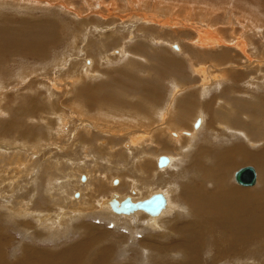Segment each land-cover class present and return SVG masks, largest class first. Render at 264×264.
<instances>
[{
    "label": "rangeland",
    "instance_id": "obj_1",
    "mask_svg": "<svg viewBox=\"0 0 264 264\" xmlns=\"http://www.w3.org/2000/svg\"><path fill=\"white\" fill-rule=\"evenodd\" d=\"M85 1L86 0H0V48L7 47V49H9V53L6 52L0 56V226L5 228V230L9 228L6 235L9 237L11 245L7 253L10 256L8 261H11V263L15 262V256H24L23 252L25 247H32V249H37L40 252L53 253L58 250H64L72 246L71 244L75 245V243L85 242L83 241L85 238L82 237V232L87 229V226L92 225V227L96 228L95 231H92L93 233L99 231L98 227H103L109 234L107 235L108 239L103 235L98 239L95 246L85 248V251L88 252V259L94 260L98 257L100 252H95L97 247L103 248L111 244H119L120 246H113L118 249L124 245L127 247L129 246V249L127 248L125 253L121 254V251L119 252L118 259L115 257L116 251L110 249L109 261L112 264H122L128 259H144L145 257L140 249L141 241L150 235L151 229L146 230L142 234L137 232L134 234L126 228L128 227L126 220L115 221V215L112 217L115 218L114 220L112 218H105V216L102 215L101 217L99 212L101 209H99V199L102 204L103 200L109 199L112 194L134 196L136 199L143 200L151 194H158L161 196L163 193H166L171 197L173 212H176L172 217L176 218L178 216L177 212H181V208H183L182 215L187 212L185 211L187 202L182 191L183 182L181 180L185 179L183 188H186V186L190 188V183L194 184V182L191 179L189 181L186 179H188L192 173H190V171L187 172L186 169V172L183 171L180 173L181 176L184 175L182 176L184 179H178L176 176L173 178L169 165L166 166V164V167L161 166L164 168H159V162H156L154 166L152 165V170L144 172V177L148 179L143 180V182H147L148 184L146 190L141 191V189H139L141 192L137 191L136 194H133L128 191L127 187L124 189L119 187V191L111 189L107 185L108 183L105 175H107L109 179L115 176L112 179L113 184L116 185L115 187H118L121 181L128 182V179L121 177V173L117 176L116 174H109L110 167L106 163L110 160L109 153L111 152L109 149L113 148V152H115L116 148L114 147L124 142V145L121 146L124 158L128 160L130 164H134V162L131 158L132 153L126 147L128 145V140L125 139L126 136L119 131L118 133L117 131H110L111 129L108 130L106 127L108 122L104 121H107L110 117L111 124L118 127L119 121L130 118V116L128 117L130 103L134 104L135 99L138 97H141L143 101L148 100L146 97H150L151 95H146L144 89L146 87L150 88L152 85L156 86V91L158 92V98L154 100L156 103L160 101L161 95L163 94L164 101H161L160 107L163 106L164 114H166L165 118L168 119L170 116L169 110L172 106L171 93L173 92V81L179 80L178 83L185 82L186 90H188V87L191 85L197 83L198 80L201 81V76L198 77V75H196V78L192 69L189 67L188 60H186V52H191L193 50L196 54V56L192 55L194 57L193 62H196L197 65H203L202 68L207 69L210 76V71L215 70L212 67L213 64L217 63L215 61H213V63L205 58L208 56L211 58L210 54H219L221 51L219 48L223 49L222 46L217 49L202 48V46L200 47V45H202L200 40L197 41V39H204V43L208 40L216 42L220 38L229 37L232 30L236 33V37H240L243 32L240 28L245 21H247L245 22L247 26L250 24L252 25L255 21L258 24L262 22L264 25V0H139L137 2L139 6L141 4L144 6L143 8L152 11L151 16H154L153 21L129 20V18L136 14L137 8L135 6L126 7L128 9L123 10V13L118 11L122 19L121 17L118 18V16L113 15L115 19L111 18L112 20L110 19L107 21L102 19L100 15H93L91 12L92 10L88 8V6H92V3L86 4ZM103 1H106L108 6L114 4L119 6L123 4L121 0H113V2H111L112 0H94L95 4L93 6L101 5ZM67 6L70 7L71 10L68 11L63 9V7ZM173 7L175 11H173ZM77 11H79V16L75 14ZM140 12L141 11H137V15L142 16V12ZM247 13L249 16L245 15ZM123 17L127 19L124 20ZM253 19L254 22H252ZM101 24L105 26V28H101ZM114 26L118 28L113 30ZM244 26L245 24L243 27ZM249 32L252 33L251 30H249ZM113 34L115 36L118 35L116 39ZM256 35L259 38H251L248 40L250 43L256 41L255 45H251V47L257 46L259 40L264 44V33L258 34L257 32ZM242 37L243 34L241 35V40H244ZM75 38L78 39V42L77 45L73 47L70 44L75 41ZM253 39L254 41H252ZM103 41H105V43H102ZM87 43L92 44V50H88L86 46ZM196 43H200L198 44L199 46ZM102 44H104L103 48H99V45L101 46ZM104 47H107V51L109 48V51L105 52L106 48L104 49ZM183 48L184 51L182 50ZM11 49L15 50L17 54H14L15 52L11 51ZM179 49L181 53L185 52V55L181 54L180 51H178ZM237 53L241 55L239 59L236 60V63H231L232 67H236L239 71L241 69L242 71L250 69L252 62L243 56L244 54L240 52V49ZM259 56L260 53H256L255 57H252V60H260L262 55ZM263 57L264 56H262V58ZM167 58L180 61L185 60L187 65L183 66L185 68H179L177 66L166 67L163 61ZM240 58H243L242 61ZM212 59L215 60L214 57H212ZM237 61L239 64L235 65ZM248 61L250 63H248ZM130 63H133L134 66H131ZM241 63L245 64L243 65ZM246 63H248V65H246ZM231 64H229V67H231ZM218 69L221 71L228 70L224 67H218L217 70ZM249 71L251 76L254 74V77H262L264 75V71H260L261 74L257 70L251 71L250 69ZM86 72L88 74H86ZM159 73L161 75L160 78ZM162 73L164 75H162ZM230 74L232 78L225 87H231L232 83L235 82L241 83L237 78H234L238 76V74H235L233 71H230ZM77 76H83V85H77V82H74L75 80L77 81V79L79 81L80 78ZM196 79L198 80L196 81ZM189 80H192V83ZM83 86L88 90L97 87L96 93L100 95L101 102L98 104L94 103V100L91 98L88 99L91 101H87L85 96L82 95L81 88ZM159 87L161 90H159ZM106 97L109 98L107 99ZM178 98L179 97H175L174 103H176ZM248 99L251 100L248 97L241 96L239 100L235 101V105L239 109H247L249 114L256 115L259 112V107L256 104H251ZM146 103L150 104V102ZM237 103L239 104L237 105ZM140 118L144 120L143 116ZM235 120H239V118L233 119V121ZM61 121L64 122V125L61 124L62 126H60ZM67 121H71L70 124L67 123ZM127 121L130 120L127 119ZM198 121L199 119L194 127ZM155 122L156 123H153L150 127H144L141 131H137L136 134H132L130 143L134 144L132 145L134 149L139 148V150H142L135 145H139L140 143L143 144V147H146L147 145H144L145 143H149L155 139L157 130L161 129L159 126L161 122ZM66 124H68V126ZM63 127L65 128L64 131ZM189 130L191 131V129H188L186 130L187 132H184L191 133ZM199 137L201 139L198 141V144H194L195 148L192 151L194 153L196 152L197 145L203 143V139L206 138V133L202 132ZM106 140H108L109 143ZM157 140V142L162 141V137ZM254 141H256V139L252 140V142ZM85 146L86 150H91L90 154H93V149H97L99 146L104 148V150H102L104 152L103 157L97 162L93 161V155L92 157L84 158V155L80 154V152H83L81 148ZM143 147L141 146V148ZM150 147L151 148H148L151 150L154 149V159L156 156L158 158L169 154L174 155V158H176V155L173 153L168 154V152H164L163 154V152H160L162 148L160 145L155 144ZM210 151L211 150L208 149L207 153H203V160H207L209 164L215 158L214 153ZM161 153L163 155H161ZM111 155L112 160L119 159L122 156L119 153H111ZM30 157L34 161L31 160ZM95 157L99 158L97 155H95ZM193 160L196 161V158L192 157L190 163H192ZM192 164H190L189 167H191ZM76 165L82 167L77 169ZM21 166H24V168ZM184 166L185 164H183V167ZM245 167H251L254 171L256 170V172H258L259 182V184H254L249 187L252 190L247 188L246 190H264V168L258 169L255 164H245L238 168L235 167L232 170V182L234 185L238 184L240 186L239 183L234 182V173ZM77 172H79L80 175ZM155 172L157 175L160 173L162 174L158 177ZM27 173L29 174L27 175ZM140 174L142 173L138 174L139 179L141 177ZM69 178L72 183L78 180L80 187L74 190L70 188V190L62 196L57 188L61 181L70 180ZM88 179L92 181L89 186L86 187V184L89 182ZM172 179L175 180H173L171 185ZM102 183L105 184L104 189H98ZM173 185L177 189H174ZM54 186H56V188L53 193L57 195L55 203L61 204L62 213L64 211H72L74 206H76L68 203L69 199L76 202L83 198V196L81 197L80 195V199H76L75 195L78 197L79 194L86 193L87 198L94 196L98 201L97 204L93 202L94 204L90 207V212H87L89 214L87 219L83 220L81 219L82 217L78 219L79 217L73 215L72 217L76 220L71 222L70 218H68L65 224L67 232H65L63 228L61 229L58 227V220L61 216L56 217V219L50 218V214H52V216L56 215L55 209L57 215L62 214L57 207H54L55 203H53L50 195ZM31 188L33 190H31ZM34 188H37V190L35 189L34 191ZM27 189L28 191H26ZM71 190H73V192H71ZM23 191H25V193L27 192V196L31 194L29 197L30 199L34 198V200L32 199V204L34 203V206L29 204V202H27L28 205L22 203L26 205L27 208L21 205L22 200L20 198H22L21 193ZM38 193L39 196H37ZM25 195L26 194H24V196ZM41 199L44 203L40 201L41 204H39V200ZM45 200L48 201L45 202ZM18 203L25 209V213L24 211H20V213L18 209H14ZM159 205L158 201V206L156 207H159ZM21 206L20 208H22ZM103 206H107L105 202ZM126 207L129 208V204H127ZM84 208L85 207H80L79 209L83 210ZM13 210L16 212L13 213ZM38 212L46 216L43 218L36 217L34 220V215L38 214ZM27 213H32L33 217ZM105 214L107 215V213ZM28 215H30V217ZM9 216L12 217L10 218ZM168 216L169 215L165 216L167 217L166 219H168ZM136 217L144 218L149 221L152 220L142 213L136 215ZM9 219H11L12 222ZM23 219H25L24 222L27 221V225L28 222L31 221L28 226H25L26 224L24 225ZM162 219L164 218L160 217L159 221L161 222ZM17 221L21 222L18 223ZM42 221L45 222V225L39 224V222ZM240 222H244L247 229L251 231V233L246 234L252 236V232L256 233L257 228L253 226L252 221L243 220L236 222V224ZM34 223L35 225H33ZM17 224L19 225V229ZM117 224L120 225V228L117 227ZM22 225H24V227ZM85 225L87 226L85 227ZM125 225L126 227H124ZM81 226H83V228H81ZM31 227H35L37 230V235L34 234L37 238L36 240H31L29 236H26L28 229ZM137 227L140 228L141 225L138 224ZM236 229H238V227H236ZM32 231L34 232V230H31L30 233L33 234ZM52 231L55 233L52 235V238H50ZM207 231L209 230H206V232ZM73 232L78 233L73 236ZM160 232H162V229L153 231L155 236H159L157 233ZM197 232L198 229L195 228L185 229V234L189 237L197 236ZM215 234L221 236V232L216 231ZM210 235L211 234L206 233L203 237L209 239ZM176 237V235L169 237L170 242L167 237L162 241V244L167 248L168 254H171V250L167 247V243L169 242L170 245L174 246ZM45 239L47 241H45ZM259 245L260 246H258V244L247 246L248 250L246 252L249 258L250 254L257 258L256 260L253 259L254 264H264V244ZM225 248L229 249V245ZM179 250L181 254L184 253L182 250L187 251L186 249ZM256 250H258V252H256ZM153 251L160 254L157 248L153 249ZM128 252L129 255L126 254ZM153 257L152 263L155 261V264H161L165 261L157 255ZM44 258L43 256V259ZM46 258L48 261L49 257ZM234 259L235 256L231 253L224 262L229 264ZM149 261L150 259L146 258L144 263L147 264ZM41 264L46 263L44 261L41 262ZM47 264H51V262ZM200 264L214 263H212L210 257L201 255ZM247 264H249V262Z\"/></svg>",
    "mask_w": 264,
    "mask_h": 264
},
{
    "label": "bare ground",
    "instance_id": "obj_2",
    "mask_svg": "<svg viewBox=\"0 0 264 264\" xmlns=\"http://www.w3.org/2000/svg\"><path fill=\"white\" fill-rule=\"evenodd\" d=\"M116 1H119V0H116ZM138 1L139 0H121V2L123 4L122 5L120 4L119 6L114 4V3H113L114 5L108 6L106 4V1H103V3L101 5H97V6H93L95 4L94 0H86L85 3L86 4L92 3L91 7L87 5L88 8L90 10H92L91 11L92 14L93 15L94 14L100 15L102 17V19H105L107 21H109L111 18L115 19L113 15L118 16V18L121 17V14L118 11L123 13V10H127L128 8H126V7H128V6H135L137 8L138 12L139 11L142 12V16H141V15H137V11H136V14H134L133 17L129 18V20L135 19V20H144V21L152 20L153 21L154 16H151L152 11L150 9L143 8L144 6H142L141 4H140V6H141L140 7L137 3ZM111 2H113V0ZM142 2H144V1H142ZM62 4H64V3H62ZM103 4H106V5L102 6ZM68 6H69V4H68ZM68 6L63 7V9H66L68 11L71 10V8ZM174 7H173V11H175ZM158 9H160V8H158ZM79 11H77L75 13V14H78L77 16H79V13H78ZM245 15L249 16L248 13ZM121 19H122V17H121ZM123 19L125 20L127 18L123 17ZM115 22H116V20H115ZM245 22H247V21H245ZM245 22H244L245 26L243 27L244 24H242V27L240 28L243 31L242 32V34H243L242 38L244 40H241L242 34L240 35V37H238V36L236 37V33L234 32V30H232L231 35L229 34V37H224L223 39L220 38L218 41H216L217 43L215 41H209V40L204 43L203 42L204 39H201L198 36L200 39H197V41L200 40V42L202 44V45H200V47L202 46V48L217 49L220 46H222L224 49L223 50L222 48H219L221 50L219 52V54L218 53L217 54H210L211 58L209 56L205 58V59H208L212 62L215 61L217 63V64H213V66H212L215 69L214 71L209 70L211 72L210 76H209L210 73L207 71V69L198 68L197 63L193 62L194 57L192 55L196 56L194 51L192 50L191 52H189V51L186 52V57H187L186 60H188L187 62L189 64V67L192 69L193 74H195V76L196 75H198V77L201 76L200 77L201 79L200 78H198V79H200L202 81L201 82L198 79H196V81L198 80V82H201V83H199V84H197L198 82L195 83L194 84V90H193L195 93L200 94V97H201L200 110L197 114V117L194 120V121H196L199 119V121L196 124L195 128H192V127L189 128V129H191V131L189 130L191 133H186L187 132L186 130H188V128H185L181 125H176L174 128L168 127L167 128L168 132L164 136H162V141L157 142L158 141L157 139L161 138V137H156L151 144L152 146L155 144L160 145L162 147L160 149V152H163V154H164V152H168V154L173 153L176 155V158H174V155L169 154V155L158 157V158L156 156L154 159V155H155V153L153 151L154 149L153 150L149 149V148H151L150 147L151 145L146 146V147L144 146L145 148L142 146L143 148H141V145L139 143V145H135L136 147H140V149H142V150H139V148L134 149V146H132L134 144H132V143H130V141H128V145L127 146L125 145V146L132 153L131 158H132V161L134 162V164H130V162H128V160H125L123 152H122L123 150L121 149V146L124 145V142H123V144L120 143L119 146L114 147V148H116V151L114 150L115 152H113V148L109 149V151L112 154L119 153L122 155L119 159L112 160V155H111V153H109L110 154L109 155L110 160L106 162L108 164V166L110 167L109 168V174H111V175L116 174V176H117L119 173H121V177L128 179V182L121 181L119 183V186L115 187L116 185L113 184V180H112L113 177H115V176H113L111 179H109L108 176L105 175L106 181L108 183L107 185L111 189H116L119 191V189L121 187H122V189L127 187L128 191H130L133 194H136L137 191L141 192L143 190H146L148 184H147V182H143V180L146 179L144 177V172L152 170V167L156 164V162H159V168H164L161 166H165L166 164H167L166 166L169 165V167H171V169L170 168L169 169L171 170V175L173 174L172 175L173 178H174V176H176V177H178V179H182L183 178L182 176H184V175L181 176L180 173L183 171L186 172V169H187V172L190 171V173H192V174L186 180L189 181L191 179L194 182V184L190 183L191 184L190 188H187V186H186V188H183L185 179L183 178L184 180H181L183 182V186H182L183 190L182 191H183V194L185 196L184 198L186 199V202H187L186 209H185V211H187V212H185L186 214L184 213L185 215L184 214L182 215L183 208H181V212L180 211L177 212L178 216L176 218L172 217L174 214H176V212H173V203H172L171 197H170V195L168 196L166 193H163V195H161V196H159L158 194H151L150 196H148L147 198H145L143 200L136 199L134 196H120L118 194H112L109 199L103 200V203L105 202V204L108 206V208H107V206H103V203L101 204L100 199H99L100 207L99 206L98 207H99V209L101 208L99 210L100 216L102 215V216H105V218L106 217L112 218L113 215H115L116 219H118V220H116L115 218H112L113 220L115 219V221L126 220V222L128 223V227H126V225L124 227L128 228V230L134 234H136V232L142 234L146 230L151 229V232L149 233L150 235L145 237L141 241L140 249H141V253L144 255L145 258L142 260H138V259L130 260V259H128L126 262H124L122 264H146V263H144L146 258L150 259L149 263H147V264H155V261H153V263H152V260L154 258L153 256H155V255H157L159 258H163L165 260L164 263H161V264H200V256L201 255H204L205 257H210L212 260V263H214V264L215 263L227 264L224 261L227 259V257L230 256L231 253L235 256V259L232 262H230L229 264H247L248 262H249V264H254V260L257 259V258H255L254 255L252 256L251 254H250V258H249V255L247 254L246 251L248 250L247 246H249V245H257L258 244V246H260L259 244H262V245L264 244V190H262V191H248V190H246V188L251 189L249 187L253 186L254 184L255 185L259 184L258 174H257L258 172H256V170H255V175H256L257 179H255V182L252 185L243 186L242 184H240L236 180V174L244 168H241L240 170H237V172L234 173V182L239 183L240 186L238 184L234 185V183L232 182V170L235 167L238 168L239 166L245 165V164H255L258 169L264 168V75L262 77L261 76L260 77H254L253 76L254 74L251 76L249 73L250 69H251V71L257 70V71H259V73H260V71H264V59H263L264 57L262 58V56H264V44L262 43L261 40H259V44H257V46L251 47V45H255L256 41L252 42V43H250L248 41L251 38H255V39L259 38L256 35V33L258 32V34H260V33L263 34L264 33V25L262 22H260L259 24L256 23V21H255V23H252V22H254V19L252 20V22H250V23H252V25L250 24L249 26H247ZM248 22H249V20H248ZM231 23H232V21H231ZM240 23H242V22H240ZM229 25H230V23H229ZM107 26H109V25H107ZM166 26H168V25H166ZM100 27L105 28V26H103L102 24ZM117 28H118L117 26H114L113 30H115ZM231 29H233V28H231ZM249 30H251L252 33H250ZM236 31H237V29H236ZM112 33H114V32H112ZM117 36H115V39ZM206 39H207V37H206ZM252 41H254V39ZM77 42H78V39L75 38V41L72 42V44H70V45L75 47L77 45ZM90 43H92V42H90ZM90 43L89 44L87 43V45H86L88 47V50H92V44H90ZM102 43H105V41H103ZM196 44H194V45H196ZM198 44H200V43H198ZM103 45L104 44H102L101 46L99 45V48L100 47L103 48ZM107 47H104V49L106 48L105 52L107 51ZM239 49H240V52L244 54L243 56L246 57V59H248L250 62H252L251 66L249 65L250 69H248L247 71H242V69L239 71V70H237L236 67H232V64L236 63V60H238L239 56L241 55V54L239 55L237 53ZM182 50L184 51V48ZM11 51H14L15 52L14 54H17V52L15 50L11 49ZM108 51H109V48H108ZM178 51H180V49ZM6 52L9 53V49H7V47L0 48V56L5 54ZM87 52H86V54H87ZM119 52H120V50H119ZM119 52H117V53H119ZM114 53H116V52H114ZM180 53H181V51H180ZM184 53L185 52H183L181 54H184ZM256 53H260V56L262 55L261 59L258 61H253L252 57H255ZM89 54H91V53H89ZM107 55H108V53H107ZM87 56H89V55H87ZM212 57H214L215 60H213ZM108 58H109V56H108ZM240 59L242 61L243 58H240ZM246 59H244V60H246ZM105 60H106V58H105ZM144 60H145V58H144ZM249 61H248V63H250ZM163 62H164V65H166V67L167 66H169V67L179 66L182 63L184 64V66L187 65L186 64L187 62L185 60L180 61V60H174L171 58L165 59ZM248 63H246V65H248ZM229 64H231V67H229ZM238 64H239V62L237 61V64H235V65H238ZM241 64L244 65L245 63H241ZM239 66H241V65H239ZM218 67H224L228 70H226V71H221L219 69L217 70ZM218 71H219V73H218ZM230 71H233L235 74H238V76H235V77L233 76V77L237 78L239 80V82H241V83L235 82V83H232L231 87H225V85L228 84L230 82V79L232 78ZM212 74H213V76H212ZM187 77H188V75H187ZM196 78H197V76H196ZM190 82L192 83V80ZM241 96H245V97L250 98L251 100L248 99L249 102L251 104H256L259 107V112L256 115L249 114L247 109L246 110L239 109L235 105V101L239 100L241 98ZM238 104L239 103H237V105ZM165 115L166 114L163 113L160 116L161 121H162V126L172 122L174 119H176L177 121H180L181 117H182V114L180 112H177L176 114L170 112V116L168 119L165 118ZM244 116H245V118H244ZM236 118H239V120L233 121V119H236ZM154 121H156V118H154ZM56 122H58V121H56ZM70 122L67 121V123H69V124H70ZM72 123H73V121H72ZM61 124L64 125V122L61 121L60 126H62ZM66 125L68 126V124H66ZM83 125H84V123H83ZM64 129L65 128L63 127V131H64ZM96 130H98V129H96ZM118 131L126 136L125 139L127 138V136L130 133L128 128H124V129H121ZM184 131H186V132H184ZM202 132L206 133V138L203 139L204 141L202 144L197 145L196 152L194 153V152H192L195 148L194 144H198V141L201 139L199 136L201 135ZM87 135H88V133H87ZM253 139H256V141L252 142ZM106 141L108 142V140H106ZM214 143H215V145H214ZM81 149H83V152H80V154L84 155V158L85 157L89 158L90 156L92 157V155H93V159H94L93 161L94 162L99 161V159L101 157H103V154H104V152L102 151V150H104V148H102L100 146L97 149H93V152H92L93 154H90L91 150H86V147H82ZM208 149L211 150L215 155V158L213 157L214 159L210 164L207 162V160L206 161L203 160V158H204L203 153L204 152L207 153ZM26 150H27V148H26ZM163 154L161 153V155H163ZM35 155H37V154H35ZM95 155L99 156V158L95 157ZM214 155H212V156H214ZM188 157H189V159H188ZM192 157L196 158V161H194V160L192 161L193 164L190 163L191 162L190 159ZM31 160H33V159L31 158ZM186 160H188V161H186ZM31 163H32V161H31ZM79 164H81V163H79ZM183 164H185L184 167H183ZM190 164H192L191 167H189ZM78 165H76L77 169L82 167V166L78 167ZM136 165H137V167H136ZM98 167H100V166H98ZM176 167H178V168H176ZM22 168H24V166ZM179 170H181V171H179ZM23 173H24V171H23ZM77 173L79 174V172H77ZM139 173H142V174H140L141 175L140 179L138 178ZM28 174L29 173H27V175ZM155 174H156V172H155ZM161 174L162 173H160L159 175H157V174L156 175L159 177V176H161ZM149 178H151V177H149ZM169 178L171 179L170 176H169ZM91 179H88L89 182L87 181L88 184H86V187H88L89 184L91 183V181H92ZM175 179H177V178H175ZM175 179H172V181L170 183L171 185H172L173 180H175ZM146 180H148V179H146ZM98 181H100V180H98ZM158 181H160V180H158ZM64 182L61 181V183L59 184V186L57 188V190L59 191V193L62 196H64L70 190V188H72L74 190L77 187H80L78 180H76L75 183H72L71 179L70 180L67 179V181H64ZM179 182H180V180H179ZM162 183H163V181H162ZM167 183H168V181H167ZM236 185H238L239 187ZM104 186H105V184L102 183L98 187V189L103 190ZM55 188H56V186L53 187V190L50 194L53 203H55V200L57 199V195L55 193H53ZM173 188L177 189L174 185H173ZM35 189L37 190V188H34V191H35ZM139 189H141V191H139ZM153 189H152V191H153ZM31 190H33V189L31 188ZM73 190H71V192H73ZM83 190H85V189H83ZM83 190H82V193H83ZM26 191H28V189ZM37 192H39V191H37ZM120 192H121V190H120ZM123 192H125V191H123ZM24 194H26V195L24 196ZM80 195H81V197L83 196V198L79 201L74 202L72 199H69L68 203H70L72 205H76V206H74V209L72 211H69V212L64 211L62 213L61 204L55 203L54 207H57V209L62 214L57 215L56 209H55L56 215L52 216V214H50V218H54V219H56V217L61 216V218L58 220L59 221L58 227L61 229L63 228V230L65 232H67V229H65L66 228L65 224H66V220L68 218H70L71 222L76 220V219H74V217H72L73 215L79 217L78 219H80L81 217H82L81 219H83V220L87 219V216L89 215L87 212H90V207L92 206V204H94V203L97 204V202H98L97 198L94 196H90L87 198L86 193L79 194L78 197H76V195H75V198L78 199L80 197ZM26 196H27V192L25 193V191H23L21 193L22 198H20L22 200L21 205L23 206L24 204H22V203L27 204V202H29V204L33 205L34 203L32 204V199L34 200V198H32V199L29 198L31 196V194H28L27 197ZM37 196H39V193L37 194ZM73 196H74V194H73ZM38 198H36V199H38ZM180 199H181V196H180ZM185 199H183V200H185ZM156 200H157V203H158V201L160 202L159 207H154ZM40 201H42V199L39 200V204H41ZM47 201L48 200H45V202H47ZM136 202H137V204H136ZM42 203H44V202L42 201ZM127 204H129V206H130L129 208L126 207ZM21 205H19V203H18L14 209H18L19 212L20 211L23 212L25 209H23V207ZM20 206L22 208H20ZM12 207H13V205H12ZM25 207H26V205H24V208ZM80 207H85V208L83 210H81V209H79ZM128 209H130V210H128ZM108 210H110L111 212ZM29 211H31V210H29ZM14 212H16V211L13 210V213ZM25 212L26 211H24V213ZM24 213H23V216H24ZM105 213H107V215ZM140 213L147 215L152 220L149 221V220L144 219V218L136 217V215H140ZM27 214H30V213H27ZM33 214H35V213H33ZM30 215L32 216V213ZM30 215H28V216L30 217ZM167 215H169L168 219H166L167 217H165ZM34 216H35L34 217V220H35L36 217L37 218L38 217L43 218L46 215H43L41 212H38V214H36ZM133 216H135V217H133ZM123 217L127 218V219H124ZM130 217H133V218H130ZM160 217L164 218V219H162L161 222L159 221ZM121 218H123V219H121ZM27 219H28V217H27ZM9 220L11 221V219H9ZM14 220H15V218H14ZM24 220L25 219H23L22 221L24 222ZM154 220H156V221H154ZM243 220L252 221L253 226L255 228H257L256 233L252 232V236L249 234H246V233H251V231H249L247 229V226L245 225L244 222H240L239 224H236V222L243 221ZM11 222H10V224H11ZM19 222H21V221H19ZM26 222H24V225L26 224L25 226H28L31 221L28 222V225ZM49 222H50V220H49ZM39 224L45 225V222L42 221V222H39ZM138 224L141 225L140 228L137 227ZM24 225H22V226L24 227ZM33 225H35V223ZM17 226L19 229L18 224H17ZM86 226L87 225H85V227ZM92 226H87V229L83 230V232H82V237L85 238V240H83V241H85V242L75 243V245L71 244L72 246H70L66 249L63 248L64 250H58L59 252L56 251L53 253L40 252L37 249H32V247H25L24 252H23L24 256L23 255H22L23 257L22 256H19V257L15 256L16 259H15L14 263H11V261H8L10 256L8 255L7 251L11 245V242H10L9 237L6 235V233H8L7 231L9 228H7L5 230V228L0 226V264H41V262H44V261L46 264L48 262L49 263L51 262V264H112L109 261L110 260V255H109L110 249H114L116 251L115 257L118 259L119 258V252L121 251V254L125 253L126 249L129 246L127 247L126 245H124L119 249L113 247L114 245L120 246L119 244H114V245L111 244V245L104 246L103 248L97 247L95 249V252H97V251L100 252L98 257L94 260L88 259V257H87L88 252L85 251V248L95 246L97 244L98 239L103 235L108 239L107 235L109 234V232H107V230L103 227H98L99 231L97 233H93L92 231H95L96 228L92 227ZM117 227L120 228V225L117 224ZM236 227H238V229H236ZM14 228H16V227H14ZM81 228H83V226H81ZM187 228L198 229L197 236H194V237L186 236L185 229H187ZM20 229H21V227H20ZM24 229H27V228H24ZM159 229H162V232L157 233L159 236H155L153 231H156ZM31 230H34V232L32 231L33 234L30 233ZM206 230H209V231L206 232ZM216 231L221 232V236H217L215 234ZM54 233L52 231L50 238H52V235ZM73 233H74L73 236H75V234H77L78 232H73ZM206 233L211 234L209 236V239H206L205 237H203V235ZM34 234L37 235V230L35 229V227H31L28 229L26 236L27 237L29 236V239H31V240H36L37 238L34 236ZM174 235H176L177 237H176L175 245L172 246L169 243L170 242L169 237L174 236ZM27 237H26V239H27ZM165 237H167L169 239V242L167 243V247L171 250V254L167 253L166 246L164 244H162V241L165 239ZM53 238H54V236H53ZM47 239H49V238H47ZM24 240H25V238H24ZM45 241H47V240L45 239ZM228 245H229V249L225 248ZM134 247H136V246H134ZM156 248L159 250L160 254L157 253L156 251H153V249H156ZM179 249H186L187 251L182 250L184 253L181 254V251ZM139 252H137V253H139ZM256 252H258V250H256ZM126 254L129 255V252ZM43 256L45 257L44 259H43ZM46 257H49L48 261H47ZM37 262H39V263H37Z\"/></svg>",
    "mask_w": 264,
    "mask_h": 264
},
{
    "label": "crops",
    "instance_id": "obj_3",
    "mask_svg": "<svg viewBox=\"0 0 264 264\" xmlns=\"http://www.w3.org/2000/svg\"><path fill=\"white\" fill-rule=\"evenodd\" d=\"M167 59H170V58H167ZM130 65L134 66L133 63H130ZM183 66H184V64L182 63L177 67L185 68ZM197 67L202 68L203 65H197ZM86 74H88V73L86 72ZM159 75H160V73H159ZM162 75H164V74L162 73ZM77 77L80 78L79 81L77 79V81L75 80L74 82H77V85L78 84L83 85V83H84V81L82 80L83 76H77ZM160 77H161V75L159 76V78ZM178 82H179V80L173 81V83H172V86H173L172 87L173 92L171 93L172 106H171L169 112H172L175 114L177 112H180L182 114L180 121H177L176 119H174L172 122L162 126V121H161L160 116L164 113V109H163V106L160 107V105H161V101L162 102L164 101V98H163V94H162L161 99L158 103H156L154 101L158 98V92L156 91V86L152 85V87L149 86L150 88L146 87L144 89L146 95H151L150 97L145 96L148 99L147 101H143L141 97H138L137 99H135L136 102L134 101V104L130 103V112L128 114V117L130 116V118H125L124 119L125 122L123 120H121V121L118 120L119 126L117 127V126H114L113 124H111V119L109 117L107 121L106 120L104 121V122H108V124H106L107 129L108 130L111 129L110 131H118V130H121L124 128H128L130 133L126 139L128 141H130V138H132L131 137L132 134H136L137 131H141V129H143L144 127L147 128V127H150L153 123H156L154 121V118H156L157 122H161V124H159L161 129L157 130V133L155 134V138L164 136L168 132V129H167L168 127L174 128L176 125H181V126L188 128V129L190 127L195 128L194 125L197 122V120L196 121H194V120L197 117V114L200 110V101H201L200 94L195 93L193 91L194 85H191L190 87H188V90H186L185 89L186 83L185 82L178 83ZM142 85H143V83H142ZM96 89H97V87L92 89V90H88L86 87L83 86L81 88L82 95L85 96V99L87 101H91V100H88L89 98H91L94 100L93 101L94 103L98 104L101 102V100H100L101 98L99 97L100 95L96 93ZM159 90H161L160 87H159ZM181 91H183V92H181ZM164 95H166V94H164ZM172 97H173V99H172ZM175 97H179L178 100L176 101V103H174ZM106 98L108 99L109 97H106ZM166 99H167V97H166ZM108 102H110V101H108ZM146 102H150V104H148ZM154 108H156V109H154ZM142 116H143L144 120H141L140 117H142ZM127 119L130 121H127ZM124 123H125V126H124ZM153 141H154V139L149 143H145L144 145L150 146ZM140 145L143 146V144H140Z\"/></svg>",
    "mask_w": 264,
    "mask_h": 264
},
{
    "label": "water",
    "instance_id": "obj_4",
    "mask_svg": "<svg viewBox=\"0 0 264 264\" xmlns=\"http://www.w3.org/2000/svg\"><path fill=\"white\" fill-rule=\"evenodd\" d=\"M255 179V171L251 167H246L236 174V180L243 186L252 185L255 182ZM156 206H158L157 200L154 204V207Z\"/></svg>",
    "mask_w": 264,
    "mask_h": 264
}]
</instances>
